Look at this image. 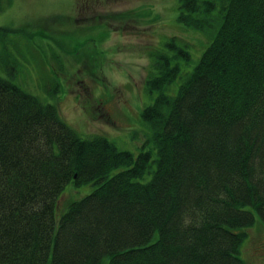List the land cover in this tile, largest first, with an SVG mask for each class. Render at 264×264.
<instances>
[{"label":"trees","instance_id":"trees-1","mask_svg":"<svg viewBox=\"0 0 264 264\" xmlns=\"http://www.w3.org/2000/svg\"><path fill=\"white\" fill-rule=\"evenodd\" d=\"M180 2L181 23L214 35L191 70L176 38L152 55L155 158L78 133L0 75V264H245V228L264 222V0ZM70 181L95 187L57 219Z\"/></svg>","mask_w":264,"mask_h":264},{"label":"rangeland","instance_id":"rangeland-1","mask_svg":"<svg viewBox=\"0 0 264 264\" xmlns=\"http://www.w3.org/2000/svg\"><path fill=\"white\" fill-rule=\"evenodd\" d=\"M181 11L180 0H6L0 75L57 105L78 133L105 136L134 156L151 150L155 158L151 129L142 118L157 96L145 88L153 56L171 53L167 42L176 38L189 46L191 61L183 70H191L214 35L181 23ZM94 187L66 184L56 218ZM255 218L240 249L245 264H264V222Z\"/></svg>","mask_w":264,"mask_h":264}]
</instances>
